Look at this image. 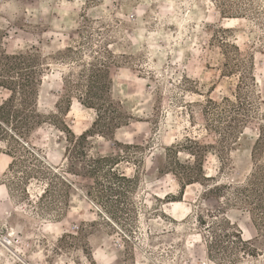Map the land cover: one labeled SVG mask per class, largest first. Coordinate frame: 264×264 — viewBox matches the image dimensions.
I'll return each instance as SVG.
<instances>
[{
  "label": "rangeland",
  "instance_id": "1",
  "mask_svg": "<svg viewBox=\"0 0 264 264\" xmlns=\"http://www.w3.org/2000/svg\"><path fill=\"white\" fill-rule=\"evenodd\" d=\"M224 41L245 70L222 73L234 55ZM31 48L49 69L39 113H55L63 78L75 85L88 64L109 62L126 125L87 138L91 158L112 156L94 179L68 173L90 164L67 165L51 124L33 131L25 141L66 179L43 198L39 164L0 133V264H264V191L245 203L241 190L264 180V0H0V85L30 78L12 57ZM240 80L248 117L223 144L226 122L204 111L233 100ZM76 93L65 122L79 136L95 111ZM9 94L0 86V103ZM222 215L250 255L222 261L209 248Z\"/></svg>",
  "mask_w": 264,
  "mask_h": 264
},
{
  "label": "trees",
  "instance_id": "2",
  "mask_svg": "<svg viewBox=\"0 0 264 264\" xmlns=\"http://www.w3.org/2000/svg\"><path fill=\"white\" fill-rule=\"evenodd\" d=\"M225 47L234 49L233 57H227L223 64L224 74H236L239 71L245 70L242 66L241 59L242 54L238 48L233 44H227L225 41L222 43ZM35 49L31 48L24 52H19L12 58L15 59V63L12 64L13 68L17 70L28 69L30 78L23 81H13L7 84L0 85L7 89L10 93L0 103V133L7 135L15 144V150L19 154H23L21 157L27 155L29 161L39 164V168L34 170L35 176L46 179V188L44 189L41 198L50 194V188H52V182L54 180L60 181L64 184L65 177L58 174L53 170L51 164L45 160V157H41L34 150L26 140V138L35 130L40 128L43 124L49 123L56 130V140L58 145L63 144L64 150L67 152V165L75 162H83L90 164L86 174H80L78 170H68V173L73 176H87L94 179L102 172V166L107 167L111 163L112 156L91 158L89 154L85 153L84 148L87 144V138L92 134H99L105 138L109 135L113 136V130L120 128L124 124L121 120L119 109L122 102H115L110 96L111 78L109 75V62H100L97 64L90 63L85 71L80 74V81L77 84L72 85L70 81L62 79L63 89L57 95V101L54 104L55 113H50L49 116H45L38 112V100L40 95V88L42 86L41 76L45 70H49L48 66L44 67L38 63L37 54L34 53ZM86 75H83L85 74ZM241 75V74H240ZM242 87L248 88V84L243 80L237 84V92L233 94V100L223 98L221 103L214 102L213 100H207L208 108L204 111V116L210 115V108L217 111V117L219 121L226 122L227 126L218 132V135L222 138L221 143H228L237 139V136L242 133L239 132V127L245 122L248 117L247 109L245 105L248 102L247 92L243 91ZM73 89H76V100L85 108H89L95 111V120L92 123L91 129L84 131L79 136H76L71 130L69 125L65 122V117L69 111V107L72 100ZM221 104H225L227 108L219 109ZM248 104V103H247ZM112 131V132H111ZM231 143V142H230ZM16 153V152H15ZM15 153H8V156L12 159L9 166H12L16 162ZM254 156V155H253ZM83 169H85L83 167ZM109 174H114L115 169L111 168L108 171ZM123 178V177H122ZM55 182V181H54ZM218 185L213 186L211 189L218 190ZM264 191V180L261 181L260 186L254 181V177L249 179L246 186L242 188L243 192L248 195L245 196V203L251 199L257 190ZM210 188L207 190L211 192ZM240 190V189H239ZM213 236H210L209 248L212 245L217 246L221 250L222 261L231 262L235 259V253L243 252V254L250 255L248 250H245L246 245L250 243L244 241L241 237L239 230L235 228L233 224L224 218L220 222L216 223L213 227ZM219 233V234H218ZM210 255V254H209ZM213 257V256H211ZM214 258V257H213Z\"/></svg>",
  "mask_w": 264,
  "mask_h": 264
},
{
  "label": "bare ground",
  "instance_id": "3",
  "mask_svg": "<svg viewBox=\"0 0 264 264\" xmlns=\"http://www.w3.org/2000/svg\"><path fill=\"white\" fill-rule=\"evenodd\" d=\"M175 204H178V203H175Z\"/></svg>",
  "mask_w": 264,
  "mask_h": 264
}]
</instances>
